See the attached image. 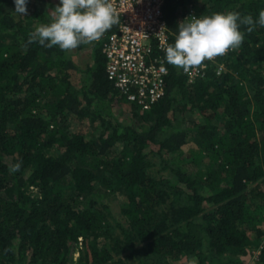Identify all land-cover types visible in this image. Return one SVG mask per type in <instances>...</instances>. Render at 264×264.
I'll return each instance as SVG.
<instances>
[{"label":"trees","instance_id":"1","mask_svg":"<svg viewBox=\"0 0 264 264\" xmlns=\"http://www.w3.org/2000/svg\"><path fill=\"white\" fill-rule=\"evenodd\" d=\"M195 1L203 14L264 10ZM184 6L165 0L170 43ZM50 7L27 0L23 16L0 0V264H248L254 250L264 264V26L241 27L222 73L188 81L167 63L164 96L142 110L108 78L100 41L85 68L27 43ZM122 101L133 121L109 110Z\"/></svg>","mask_w":264,"mask_h":264},{"label":"clouds","instance_id":"2","mask_svg":"<svg viewBox=\"0 0 264 264\" xmlns=\"http://www.w3.org/2000/svg\"><path fill=\"white\" fill-rule=\"evenodd\" d=\"M14 4L16 13L27 15V0H14ZM119 24L120 14L112 0H59L51 11L50 22L38 24L29 33L27 43H38L46 49L58 46L64 52H71L81 44L100 41ZM257 24L264 26V10L259 11L258 19L234 11L190 15L178 22L174 43L162 47L164 58L186 74L199 71L205 61L238 50L244 41L241 27L251 33ZM20 168V162L9 164L11 173Z\"/></svg>","mask_w":264,"mask_h":264},{"label":"built area","instance_id":"3","mask_svg":"<svg viewBox=\"0 0 264 264\" xmlns=\"http://www.w3.org/2000/svg\"><path fill=\"white\" fill-rule=\"evenodd\" d=\"M177 1H185V6L180 10V21L190 15L203 14L198 10L195 0ZM112 2L120 14V24L106 32L100 40L106 56L108 78L128 100L136 102L142 110L149 109L164 96L169 73L162 51V47L170 43V31L164 13L165 0ZM212 66L217 73H222L226 68L221 57L205 61L199 71L185 73L188 81L205 76ZM162 69H166V73Z\"/></svg>","mask_w":264,"mask_h":264},{"label":"rangeland","instance_id":"4","mask_svg":"<svg viewBox=\"0 0 264 264\" xmlns=\"http://www.w3.org/2000/svg\"><path fill=\"white\" fill-rule=\"evenodd\" d=\"M50 2L53 3V7H55V5L59 3V0H50ZM50 8H52V7H50ZM52 9H51V11H52ZM92 45H93V42L91 44H87V45L84 44V46H82V47L78 46L76 49L72 50L73 51L72 57L74 58L78 67L85 68L87 66V64L92 61V56H91ZM73 76L76 79V81H78V83H79V81L82 79V72H80V71L77 72L76 70H74ZM131 109H132L131 104L129 102H126V101H122V102H118V103L115 102L109 106V110H111L113 113H115L118 116V118L120 120H122L123 122L133 121L130 118L132 115ZM112 116H114V114L108 115L109 118ZM112 118H114V117H112ZM142 123H144V120H142ZM177 123L181 124V119H179L177 121ZM144 124H146V123H144ZM189 144H191V143L186 144L187 147H189ZM164 172L170 173L169 169L164 170ZM108 192L110 193V191H108ZM104 194L108 198V201L110 202V204L113 208L114 216L116 218H119V219L122 218L124 220V217L121 213V207L123 205L122 196L115 195L113 193L106 194L105 192H104ZM111 220H112V225H115L117 227V224H115L114 218ZM263 225H264V222H263ZM256 254H257V250H254V252L251 254V257H250L248 264H254V259L256 258Z\"/></svg>","mask_w":264,"mask_h":264}]
</instances>
